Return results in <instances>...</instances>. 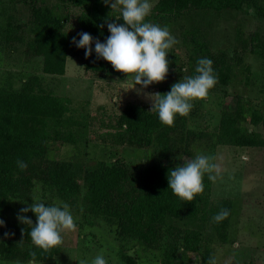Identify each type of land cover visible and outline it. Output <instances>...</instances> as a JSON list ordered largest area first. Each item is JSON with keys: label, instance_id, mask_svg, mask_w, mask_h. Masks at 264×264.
<instances>
[{"label": "trees", "instance_id": "trees-1", "mask_svg": "<svg viewBox=\"0 0 264 264\" xmlns=\"http://www.w3.org/2000/svg\"><path fill=\"white\" fill-rule=\"evenodd\" d=\"M19 4L27 9L25 23L16 22L9 14L0 34L7 45L23 46L27 58L42 60V72L63 75L65 61L70 54L83 61L85 71L94 78L128 82L127 74L113 68L95 51L85 57L72 38L88 32L104 41L110 35L107 23L116 21L118 9L111 10L103 0H0ZM73 8L79 10L75 19V33L66 30ZM253 10L264 17V0H158L147 18L161 26L167 25L172 34L179 35L186 52L187 75H195L197 60L209 57L218 74L216 85L225 86L230 80L227 53L213 51L201 29L195 25L177 24L192 11H232L247 13ZM20 20V19H19ZM103 25V27H101ZM236 43H242L243 28L234 31ZM256 47V34L251 35ZM94 48V43H93ZM165 92H161L163 94ZM151 107L130 103L117 117L111 134L114 145L145 149L149 158L143 163L97 161L90 168L74 160L51 159V142L76 145L83 134L71 130L78 125L69 116V101L47 92L38 77L24 81L21 88H0V260L20 262H48L61 250V245L44 250L35 246L28 234L30 227L17 219L18 205L32 202L35 191L52 192L55 199L66 202L71 212L88 226L105 220L115 226L119 239L132 240L137 245L161 252L160 264H188L189 254L199 250L203 233L211 228L225 240L232 203L230 200L210 201L213 180L204 177V190L191 201L183 200L169 188L168 172L172 162L181 156L188 159L207 154L211 144L235 147L262 146L260 134L244 126L262 124L264 116L249 113L239 96L233 107H223L216 134L191 129L187 116L177 115L174 124H163ZM27 163L20 169L17 160ZM44 198V195H41ZM52 204V200L44 201ZM222 208L230 210L227 218L215 222L212 217ZM36 223V218L32 220ZM14 233L5 236L4 233ZM33 253L35 255L33 256ZM125 264L135 261L121 253ZM210 261L211 255H206Z\"/></svg>", "mask_w": 264, "mask_h": 264}, {"label": "rangeland", "instance_id": "rangeland-1", "mask_svg": "<svg viewBox=\"0 0 264 264\" xmlns=\"http://www.w3.org/2000/svg\"><path fill=\"white\" fill-rule=\"evenodd\" d=\"M157 1L152 0L154 5ZM70 11L66 30L75 33V19L79 10L73 8ZM9 14L14 20L17 19L16 22L25 23L28 18L25 7L4 2L0 4V31L6 25ZM177 24L199 27L213 51L227 53L230 66L227 85H215L206 98L193 101L188 126L216 134L222 108L233 107L236 96L241 98L249 113L264 116V50H259L257 43L251 40V35L256 34L258 43H264V17L253 10L247 13L192 11ZM237 26L243 28L242 43H236L234 39ZM173 35L178 42L169 49L166 79L144 89L140 85L130 89L134 87L130 80L121 83L113 79L94 78L85 71L83 61L72 54L66 58L63 75L45 74L40 58H27L22 53L23 46L13 49L0 34V88L12 86L18 89L24 81L36 76L47 92L68 99L69 116L78 123L70 126L71 130L81 132L83 138L76 145L51 142L49 158L78 161L85 168H90L99 160L107 163L115 159L126 163H143L149 158L147 150L114 145L111 134L125 105L137 103L152 107L149 93H167L173 83L187 75L185 48L179 35ZM244 126L260 134L264 140L262 124L246 123ZM205 151L214 156L220 166V172L212 182L210 201L230 200L232 209L225 240H221L210 227L207 228L199 250L189 254L188 264H211L205 261L204 256L208 254L215 264H264V147L211 144ZM183 160L188 158L181 156L172 165L183 164ZM42 194L44 198H41ZM35 198L43 202L50 199L52 204L61 203L52 192H42L41 188L35 191ZM31 203L33 201L27 202ZM25 206V203H20L18 212ZM22 214L32 220L36 218L32 211ZM73 216L77 228L63 232L61 250L50 261L0 260V264H78L79 259L91 260L101 252L108 264H125L121 253L131 257L136 264H160V251L145 249L132 240L119 239L115 226L107 221L101 219L95 226H88L76 215Z\"/></svg>", "mask_w": 264, "mask_h": 264}, {"label": "clouds", "instance_id": "clouds-1", "mask_svg": "<svg viewBox=\"0 0 264 264\" xmlns=\"http://www.w3.org/2000/svg\"><path fill=\"white\" fill-rule=\"evenodd\" d=\"M110 5L111 10L118 9L116 21L108 22L110 35L104 41L93 37L88 32H80L79 39L72 38L78 48L85 50V57H90L95 51L97 58H103L111 63L114 69L127 74V78L141 89L147 88L154 82L166 79L169 71L168 53L178 41L167 25L161 26L147 19L154 7L152 0H103ZM103 27V25H101ZM94 43V48H93ZM195 75L183 76L172 84L167 93H149L152 100L150 111H155L163 124L172 126L177 115L187 116L193 108V101L203 99L218 82V74L213 67V60L209 57H200L197 60ZM139 91V90H138ZM169 169V188L179 198L187 201L204 190V177L215 180L220 172V166L215 157L200 153L194 158L183 160ZM20 169H26L27 163L18 159ZM215 173V174H213ZM33 203L26 204L17 213L19 222L30 227L28 234L32 243L44 250L56 247L63 242L65 230H75L77 224L70 206L66 202L60 204H46L39 198L31 199ZM32 211L36 216V223L22 213ZM230 210L222 208L214 214L212 219L220 222L227 218ZM5 226L4 219L0 218V227ZM5 236L14 233L5 232ZM35 253H33V256ZM211 264L215 261L210 258ZM78 264H108L103 252L91 260L81 258Z\"/></svg>", "mask_w": 264, "mask_h": 264}]
</instances>
